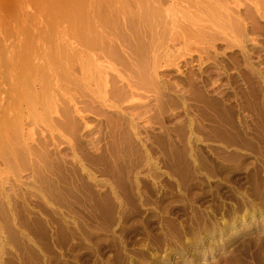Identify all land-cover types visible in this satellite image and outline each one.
<instances>
[{"label": "rangeland", "instance_id": "obj_1", "mask_svg": "<svg viewBox=\"0 0 264 264\" xmlns=\"http://www.w3.org/2000/svg\"><path fill=\"white\" fill-rule=\"evenodd\" d=\"M0 264H264V0H0Z\"/></svg>", "mask_w": 264, "mask_h": 264}, {"label": "bare ground", "instance_id": "obj_2", "mask_svg": "<svg viewBox=\"0 0 264 264\" xmlns=\"http://www.w3.org/2000/svg\"><path fill=\"white\" fill-rule=\"evenodd\" d=\"M61 1H62V0H61ZM222 1H223V0H222ZM211 2H212V1H211ZM21 3H22V2H21ZM93 3H94V2H93ZM214 3H216V2L213 1V4H214ZM18 4H19V3H18ZM89 4H90V3H89ZM213 4H212V5H213ZM74 5H75V4H74ZM214 5H215V7H217L216 4H214ZM61 6H62V5H61ZM207 6H208V5H207ZM23 7H24V6H23ZM67 9H68V8H67ZM23 10H24V9H23ZM84 10H86V9H84ZM213 10H214V9H213ZM228 10H229V9H228ZM45 11H46V10H45ZM211 11H212V10H211ZM223 12H224V11H223ZM75 14H76V13H75ZM222 14H223V13H222ZM225 15H226V13H225ZM86 18H87V17H86ZM98 18H99V17H98ZM66 19H68V18H66ZM99 20H100V19H99ZM89 21H90V20H89ZM89 21H88V23H89ZM82 22H83V21H82ZM79 23H80V22H79ZM88 23H87V24H88ZM89 25H90V23H89ZM92 25H93V24H92ZM85 27H86V25H85ZM78 28H79V27H78ZM82 30H83V29H82ZM75 31H76V30H75ZM24 44H25V43H24ZM86 45H87V44H86ZM86 45H85V46H86ZM70 46H71V45H70ZM88 50H89V49H88ZM90 53H91V52H90ZM91 54H92V53H91ZM95 68H96V67H95Z\"/></svg>", "mask_w": 264, "mask_h": 264}]
</instances>
